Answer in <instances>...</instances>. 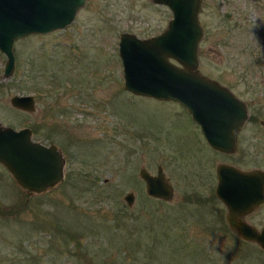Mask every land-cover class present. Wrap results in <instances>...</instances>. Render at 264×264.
Returning <instances> with one entry per match:
<instances>
[{"label": "rangeland", "instance_id": "1", "mask_svg": "<svg viewBox=\"0 0 264 264\" xmlns=\"http://www.w3.org/2000/svg\"><path fill=\"white\" fill-rule=\"evenodd\" d=\"M170 17L149 0H85L64 28L16 39L7 78L0 52V122L28 127L65 161L63 180L38 194L0 170V264H264L212 195L214 165L231 156L210 152L177 102L122 88L119 33L147 37ZM198 19L205 74L227 83L235 78L228 67L264 56V0H203ZM13 94H32L34 110L12 107ZM247 133L259 135L254 126ZM256 159L264 167V154L247 155L245 165ZM157 165L173 187L170 201L147 196L138 176ZM246 219L262 226L264 206Z\"/></svg>", "mask_w": 264, "mask_h": 264}, {"label": "water", "instance_id": "2", "mask_svg": "<svg viewBox=\"0 0 264 264\" xmlns=\"http://www.w3.org/2000/svg\"><path fill=\"white\" fill-rule=\"evenodd\" d=\"M150 1L166 5L171 17L160 32L147 37L119 33L122 88L132 95L177 102L200 125L210 147L232 151L246 109L225 86L197 69L198 43L203 33L198 13L203 0ZM84 3L85 0H0V52L5 56L2 76L7 78L13 71L16 39L64 28ZM8 100L14 108L34 110L32 94H13ZM0 163L27 194L42 193L63 180L65 161L60 149L33 141L28 127L14 129L0 122ZM215 171L214 195L226 206L229 229L264 252V224L257 228L240 218L264 203V168L243 171L218 163ZM137 173L147 196L164 201L173 198V187L161 166L157 165L153 174L141 166ZM123 200L131 205L133 192H125Z\"/></svg>", "mask_w": 264, "mask_h": 264}, {"label": "flooded vegetation", "instance_id": "3", "mask_svg": "<svg viewBox=\"0 0 264 264\" xmlns=\"http://www.w3.org/2000/svg\"><path fill=\"white\" fill-rule=\"evenodd\" d=\"M151 3L158 6H164L169 10V8L166 5L156 4L153 2ZM197 69L203 75L225 86L229 91H231L234 94L235 97L239 99L241 103H243L246 109V118L235 133L233 150L230 152H222L208 145V143L204 138L200 125L195 121H193L189 113L180 105L186 112L188 119H190L194 131L197 132V134L200 135V137L202 138V141L204 143L203 145H205L210 150V152L224 154L227 157L231 156L225 161H220L218 163H225L228 166H234L243 171L254 168H264L262 164H260V162L258 163L257 161L258 159H256V162L252 163V165H245V160L247 155L259 156L264 154V146H262V141H261V136L264 137V123H263L264 122V56L263 57L260 56L258 59L256 57L255 58L253 57L250 60V64L245 67H228L227 70L229 74L235 75V78L229 79L227 83L225 82L222 83L220 79L205 74L198 67ZM239 89L242 90L241 94L239 92ZM249 126H254V128L258 131L259 135H256L254 133L248 134L247 128ZM30 132H31V139L33 141L38 142L45 146H49L50 144H53L50 141L46 142L45 140L39 138H33L32 131L30 130ZM218 163L214 165L213 174H214L215 184L217 181L215 167ZM200 166H206V165H200ZM243 166H253V167H243ZM0 170L4 173V176L10 177L12 183H14L17 186L13 178L10 176V174L7 172V170L4 168V166L1 163H0ZM195 176H196V180H200L201 178L205 177L204 174H200L198 172ZM20 190L23 191L22 189ZM212 195L214 196L215 199H217L216 196L214 195V189ZM219 202L220 205L222 206L221 208H219L221 213L220 216H224L225 219V214L227 212L226 206L221 201ZM263 206L264 203L254 208L252 211L245 214L244 216H240V218L247 221L246 218L248 216H250L252 213H254L257 210L262 209Z\"/></svg>", "mask_w": 264, "mask_h": 264}, {"label": "trees", "instance_id": "4", "mask_svg": "<svg viewBox=\"0 0 264 264\" xmlns=\"http://www.w3.org/2000/svg\"><path fill=\"white\" fill-rule=\"evenodd\" d=\"M124 225H127V224H124Z\"/></svg>", "mask_w": 264, "mask_h": 264}]
</instances>
